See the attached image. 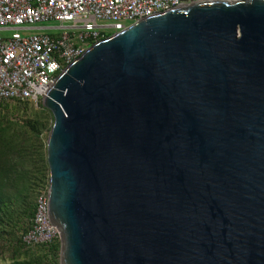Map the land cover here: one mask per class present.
<instances>
[{"label": "water", "instance_id": "water-1", "mask_svg": "<svg viewBox=\"0 0 264 264\" xmlns=\"http://www.w3.org/2000/svg\"><path fill=\"white\" fill-rule=\"evenodd\" d=\"M182 1L43 97L60 264H264V0Z\"/></svg>", "mask_w": 264, "mask_h": 264}, {"label": "built area", "instance_id": "built-area-1", "mask_svg": "<svg viewBox=\"0 0 264 264\" xmlns=\"http://www.w3.org/2000/svg\"><path fill=\"white\" fill-rule=\"evenodd\" d=\"M187 2L193 0H186ZM182 0H0V104L28 101L39 108L48 88L68 64L102 39L99 27L122 30ZM100 21L108 24L100 25ZM127 22V23H124ZM43 22L55 26H40ZM50 29L54 32L23 31ZM93 42V43H92ZM48 190L36 201L27 245L60 240V230L48 216Z\"/></svg>", "mask_w": 264, "mask_h": 264}, {"label": "trees", "instance_id": "trees-1", "mask_svg": "<svg viewBox=\"0 0 264 264\" xmlns=\"http://www.w3.org/2000/svg\"><path fill=\"white\" fill-rule=\"evenodd\" d=\"M29 107L28 101L0 104V246L11 252L5 264H60V240L27 245L23 239L32 228L38 194L48 190L47 138L54 122L42 102L34 111Z\"/></svg>", "mask_w": 264, "mask_h": 264}, {"label": "rangeland", "instance_id": "rangeland-1", "mask_svg": "<svg viewBox=\"0 0 264 264\" xmlns=\"http://www.w3.org/2000/svg\"><path fill=\"white\" fill-rule=\"evenodd\" d=\"M124 23H127V22L124 21ZM99 24L105 25V24H108V22L100 21ZM55 25H57V23L43 22L40 26H55ZM99 29L103 31L104 33H113L116 30L115 28H111V27H99ZM38 31L54 32V30H50V29H34V30H29V31H23V34L28 35L29 33L38 32ZM35 109H38V108L30 104L29 111L31 112V111H34ZM10 256H11V252L8 251L5 246H0V264H5L7 262H10V258H11Z\"/></svg>", "mask_w": 264, "mask_h": 264}]
</instances>
